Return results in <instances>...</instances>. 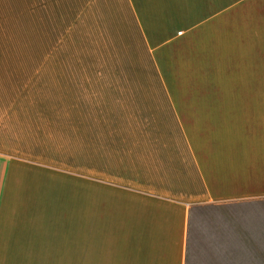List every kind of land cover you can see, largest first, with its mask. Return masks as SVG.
Here are the masks:
<instances>
[{
    "label": "crops",
    "instance_id": "crops-1",
    "mask_svg": "<svg viewBox=\"0 0 264 264\" xmlns=\"http://www.w3.org/2000/svg\"><path fill=\"white\" fill-rule=\"evenodd\" d=\"M12 8L0 264H264V0Z\"/></svg>",
    "mask_w": 264,
    "mask_h": 264
},
{
    "label": "rangeland",
    "instance_id": "rangeland-1",
    "mask_svg": "<svg viewBox=\"0 0 264 264\" xmlns=\"http://www.w3.org/2000/svg\"><path fill=\"white\" fill-rule=\"evenodd\" d=\"M19 11V9H17ZM12 0H0V47L27 48L29 32L26 24H13ZM43 40H41L42 42ZM33 42L37 43V40Z\"/></svg>",
    "mask_w": 264,
    "mask_h": 264
}]
</instances>
